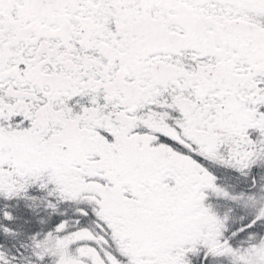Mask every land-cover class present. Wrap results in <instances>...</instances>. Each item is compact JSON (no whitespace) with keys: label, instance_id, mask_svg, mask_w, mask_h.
<instances>
[{"label":"snow or ice","instance_id":"6c2138e0","mask_svg":"<svg viewBox=\"0 0 264 264\" xmlns=\"http://www.w3.org/2000/svg\"><path fill=\"white\" fill-rule=\"evenodd\" d=\"M0 264H264V0H0Z\"/></svg>","mask_w":264,"mask_h":264}]
</instances>
